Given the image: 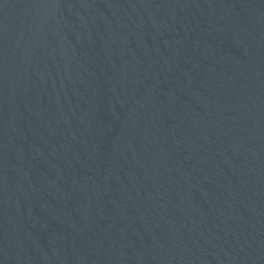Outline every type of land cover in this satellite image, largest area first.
<instances>
[{
  "label": "water",
  "instance_id": "obj_1",
  "mask_svg": "<svg viewBox=\"0 0 264 264\" xmlns=\"http://www.w3.org/2000/svg\"><path fill=\"white\" fill-rule=\"evenodd\" d=\"M0 264H264V0H0Z\"/></svg>",
  "mask_w": 264,
  "mask_h": 264
}]
</instances>
